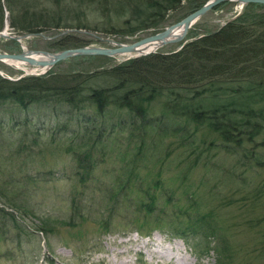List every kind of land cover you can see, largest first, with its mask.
<instances>
[{"label": "rangeland", "instance_id": "374dc122", "mask_svg": "<svg viewBox=\"0 0 264 264\" xmlns=\"http://www.w3.org/2000/svg\"><path fill=\"white\" fill-rule=\"evenodd\" d=\"M0 2L3 10L0 32H8L11 36L26 32H16L10 26L11 15L19 16L20 12L11 13L5 6L6 0ZM29 3L30 8H35V13L43 18L58 17L64 19L61 23L71 22L72 26L76 23V17H82V21L88 24L103 23L107 26L116 21L118 25L122 24L129 17L128 12L115 17V10L103 4V0H29ZM244 9V5L237 0L217 3L195 19L180 41L165 43L154 51L173 53L184 42L214 31ZM184 10L185 5L181 3L155 28H144L128 34L119 30L115 35H104L101 30L93 32L117 42L129 43L178 21L186 15ZM108 18L111 21H106ZM66 28L69 29L66 33L52 38L49 36L61 27L46 28L45 39L34 34L24 36L21 41L0 37V52L15 53L21 47L55 52L57 50L54 49V44L49 42L56 38L62 42H77L79 38V41L84 40L85 45H113L104 39L74 32L72 29L75 28ZM67 47L74 48L72 44ZM92 55L94 54L68 56L48 67L45 73L31 66L14 65L4 60L0 61V76L14 81L20 77H46L52 71H74V74L84 75L102 67L110 68L111 65L121 64L133 57V54L127 56L129 54L125 53L111 55L108 59ZM49 105L31 103L23 109L10 102L0 103V209L12 212V218H0V224L4 220L0 236V264H176L182 257L187 258L189 264H222L218 258L223 260L225 256L226 262L230 264H264V167L255 164L257 158L254 155V152L259 157L264 155V146H257L262 135L250 143L242 141L241 145H236L221 141L220 136L210 130L206 131L207 128L201 125L194 130L191 123L182 128L180 119H165L164 122L157 119L152 124L156 128L155 132H159V141L151 142L146 137L145 143L139 145L140 151L136 155H141L142 158H139L144 159L139 176L147 175L148 171L155 172L158 162L163 160L164 172L159 170L157 174L150 175V178L158 179V183H165L163 189L153 190L157 195L149 210L152 218L161 215L168 219L172 213L179 214L178 209L186 206L187 211L194 212L188 215L189 218L205 213L204 221L215 227V234L207 238L209 248L206 251L197 248L195 251L180 236L166 231L173 224L168 225L165 221L164 228L151 229L147 235L134 230L136 224L130 218L133 214L139 216L133 199L141 194L137 188L139 183L134 189H130L127 201L122 194L118 195L117 198H122V205L117 203L112 208V216L104 232L101 226L92 222L106 214L107 208L111 207V199L107 194L111 184L116 186L114 194L121 190L123 183L120 178L126 175L119 169L120 162L117 158L131 159L132 149L137 142L133 143L129 137L125 139L122 134H114L109 138L110 145L105 148L103 155L97 149L94 150L96 158L105 160L98 162L99 166L89 172L92 180L80 183L78 175L73 173V167L68 162L73 156L64 152V144L68 145L65 141V134H68L65 128L71 129L77 125H67L64 122L66 115L60 113L56 116ZM156 109L154 108V114L148 113L147 117L157 116ZM162 129L163 132H160ZM192 131V135H186ZM211 138L212 144L208 147L206 145ZM53 143H62L57 147L58 152L53 150ZM125 152L129 155L122 158V153ZM176 181L181 182L178 188H175ZM209 193L211 200L202 204L207 201ZM74 196L78 197L77 203L82 215L88 218L83 223L77 219L70 226L66 221L69 213L76 207L70 202ZM191 202L196 204L188 208ZM215 204L222 209L219 218L213 213L208 217L206 214L210 212L203 206L212 208ZM140 208L144 211L143 206ZM223 225L227 236L222 231ZM48 226L51 230L47 229ZM194 236L193 234L188 239L193 241Z\"/></svg>", "mask_w": 264, "mask_h": 264}, {"label": "trees", "instance_id": "16d2710c", "mask_svg": "<svg viewBox=\"0 0 264 264\" xmlns=\"http://www.w3.org/2000/svg\"><path fill=\"white\" fill-rule=\"evenodd\" d=\"M123 1L103 0V4L115 10V17L126 12L129 14L122 24L118 25L116 21L108 26L103 23L94 25L85 23L82 17H76L74 26L71 22L61 23L64 19L58 17L44 16L43 18L35 13V8H30L29 0H6L5 6L11 13L20 12L19 16L15 14L10 18V26L16 32L44 33L46 28L61 27L63 30L66 27H72L101 30L104 35H115L119 30L128 34L144 28L159 27L164 17L181 3L185 5V14L199 7L206 0ZM244 8L243 12L237 13L224 25L202 36H197L192 41L184 42L180 49L170 54L157 51L142 54L125 60L121 64L111 65L110 68L102 67L100 70H92L84 75L74 74V71L68 73L52 71L46 77L28 76L14 81L0 76L1 104L10 102L25 109L31 103H49L51 111L55 112L56 116L60 113L66 115L64 122L67 125H77L75 128H65V132L68 133L65 134V141L68 145L64 144V152L73 156L68 162L73 167V173L78 175L80 183L87 179L92 180L93 177H90L89 172L105 160L96 158L94 150L97 149V152L103 155L105 148L110 145L109 138L114 134H122L125 139L129 137L133 143L137 142L132 149L131 159L117 158L120 162L119 169L121 168L126 175L120 178L123 183L121 190L114 194L116 186L111 184L107 189L111 207L107 208L106 214H100L97 220H92L102 227L103 232L108 228L112 208L117 206V203L122 205V198H117L118 195L122 194L127 201L128 192L139 183L137 188L140 189L141 194L133 198L136 206L134 208L137 209L139 216L133 214L130 218V221L136 224L135 231L147 235L151 229L164 228L165 223L173 224L168 229L165 228L166 231L180 236L179 238L188 245H192L195 251L197 248L202 251L209 248L207 238L216 231L213 224L204 221L205 213L189 218L194 212L187 211L185 206L178 209L179 214L174 212L168 219L161 215L152 218L149 210L154 204V196L157 195L153 190L163 189L165 183L164 181L158 183L159 180L150 178V175L157 174L159 170L161 173L164 172L163 160L160 159L155 172L148 171L147 175L139 176L144 159L136 154L140 151L139 145L145 143L146 137L151 142L159 141L157 139L159 132H155L156 128H153L152 124L157 119L161 122L165 119L166 121L180 119L182 128L191 123L194 130L201 125L207 128L206 131L210 130L218 137L220 136L221 141L236 145H241L242 141L250 143L262 135L259 145H255L264 146V4L245 2ZM2 13L0 5V28L3 24ZM108 20L111 21V18L106 19ZM62 24L64 26H61ZM62 37L65 36L62 35ZM58 39L49 42L54 44L53 47L56 50L70 44L73 47L77 44L85 45L84 40L79 41V38L77 42L73 40L62 42ZM94 57L109 58L103 54ZM154 108H157L155 112L158 115L148 118V113L154 114ZM160 132H163V129ZM192 133L193 131L186 135L190 136ZM76 137L77 140H75ZM61 144L53 143L55 146L53 150L58 152L57 147ZM211 144L212 138L206 146L209 147ZM122 154V158L125 157L124 155H129L126 152ZM254 155L257 159L263 158L255 159V164L264 167V155L259 157L256 152ZM175 179L178 178L175 177ZM180 184L181 182H177L175 188H178ZM210 193L206 198L207 201L202 204H207L211 200ZM77 199L78 197L74 196L70 201L76 206L71 214L69 213V219L66 221L70 226H73L77 219L83 223L88 218L82 215ZM194 202H191L188 208L193 207L196 204ZM141 206L144 207L145 212L141 210ZM213 207L203 206L210 212L206 214L208 217L213 213L219 218L222 209L216 204ZM2 209H0V218L6 216L12 218L11 211ZM3 221L0 224V236L3 233L1 231ZM151 222L154 224L150 225ZM47 229L51 230L49 226ZM41 230L44 229L41 228ZM222 231L227 236L224 225ZM193 234L194 239L190 241L188 238ZM231 251L235 252L233 248ZM218 260L222 264H230L226 262L227 256L223 260L220 258Z\"/></svg>", "mask_w": 264, "mask_h": 264}, {"label": "water", "instance_id": "95a60500", "mask_svg": "<svg viewBox=\"0 0 264 264\" xmlns=\"http://www.w3.org/2000/svg\"><path fill=\"white\" fill-rule=\"evenodd\" d=\"M225 0H206L204 3H202L201 6L198 8H194L192 12L183 15L181 19L178 21H174L171 23V25L164 26L161 28L160 31L158 32H153L150 35H145L140 37V39H135L133 41H130V43H125V42H117L114 41L111 38H104V36L101 35H96L93 33V31L87 30L84 31L81 28L77 29H72L74 32H82L84 34H89L92 35L93 37H96L97 39H104V41L112 42L113 45H109V47H104V46H93V45H88V46H83L79 45L77 47H67L64 49H59L56 52H52L51 50H41L40 48H35V49H25L21 50L15 53H10L8 51L0 52V60L4 59H10V60H19L23 63H28L31 64L32 66H39V67H49L53 66L54 64L57 63V61L61 59L68 58V56L71 55H78V54H83V55H88V54H94V55H99V54H104V56H110L113 54H120V53H130V51L134 50L135 47L141 46L142 43H150L151 41H156L158 46H162L165 43H170L172 41H180L183 36L187 33V29L189 26L192 25L194 20L198 17H200L203 13H205L207 10L211 9L215 4L222 3ZM231 1V0H229ZM233 1V0H232ZM239 3L244 4L245 2H260V4H264V0H237ZM177 28L179 29V34L176 33L172 38H169L171 36V31L172 29ZM69 29L66 28L64 31H58L52 36L50 35L49 37H56L58 34H64L66 31ZM31 34H39L42 38H47V35L42 34L40 31L35 32V33H30L26 32L24 34H14V35H9L6 32H0V37H9L12 39H20L24 38V36H28Z\"/></svg>", "mask_w": 264, "mask_h": 264}, {"label": "bare ground", "instance_id": "6f19581e", "mask_svg": "<svg viewBox=\"0 0 264 264\" xmlns=\"http://www.w3.org/2000/svg\"><path fill=\"white\" fill-rule=\"evenodd\" d=\"M176 33H178V34L180 33L179 29H177V28L172 29L171 36L169 38H172V36H174ZM155 48H158V44L156 43V41H151L150 43H146L145 42V43H142L141 46L135 47V49L132 50L131 53H127V54H129V55H131V54L138 55V54H141L143 52L148 53V52H152V50H154ZM129 55H127V56H129ZM5 61H9V62L13 63L14 65L15 64H17V65H19V64L25 65L23 62H21L19 60H15L14 61V60H10V59H5ZM16 67H18V66H16ZM40 68L42 70L46 69V67H43V68L39 67L38 69H40ZM176 264H189V262H188L187 258L182 257V258H180L179 260L176 261Z\"/></svg>", "mask_w": 264, "mask_h": 264}]
</instances>
